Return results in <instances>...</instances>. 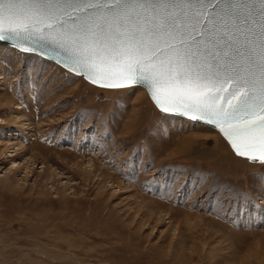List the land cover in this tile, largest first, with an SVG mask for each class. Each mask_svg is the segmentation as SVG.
Instances as JSON below:
<instances>
[{"label": "rangeland", "instance_id": "1", "mask_svg": "<svg viewBox=\"0 0 264 264\" xmlns=\"http://www.w3.org/2000/svg\"><path fill=\"white\" fill-rule=\"evenodd\" d=\"M0 264H264V163L0 44Z\"/></svg>", "mask_w": 264, "mask_h": 264}, {"label": "snow or ice", "instance_id": "2", "mask_svg": "<svg viewBox=\"0 0 264 264\" xmlns=\"http://www.w3.org/2000/svg\"><path fill=\"white\" fill-rule=\"evenodd\" d=\"M4 40L51 44L93 84L144 87L161 112L198 113L264 161V0H0Z\"/></svg>", "mask_w": 264, "mask_h": 264}, {"label": "water", "instance_id": "3", "mask_svg": "<svg viewBox=\"0 0 264 264\" xmlns=\"http://www.w3.org/2000/svg\"><path fill=\"white\" fill-rule=\"evenodd\" d=\"M240 26L244 27V25L242 23H241ZM253 30L255 31V27L254 26H253ZM246 35H247V33H246ZM241 40L243 41V37H241ZM0 43L4 44L6 46H9V47H14L15 49H18L20 51H22L21 47L36 48V51H28V52L22 51V52L33 54V55H37V56L41 57L42 59H45L47 61L55 63L56 65L60 66L61 68H63L65 70V67L58 63V61H60L61 58H62L61 55L59 54L60 50L59 49H55L51 44H45L44 48H40L38 44H32V43H29L27 41L18 42L16 40H12V41L4 40V41H0ZM18 44L20 46H17ZM68 67H69V69H72V68H76L77 66L74 65V64H69ZM69 72L72 73L75 76L82 77L88 83H90L92 85H95V86H98V87H101V88H117V87H105L103 85H105L107 83H118V82H121V81H118V80L109 81V80H106V79H102V78H100L98 76L96 78V83L93 84L89 77H84L82 75H77L75 72H72V71H68V73ZM122 82L124 84L128 85L127 87L136 86V85H132L130 81H122ZM144 89L146 91V94H147L148 98L152 102V104L155 106L156 109H158L156 104H155V101L150 98V92L148 90H146V88H144ZM224 95H227V93H224ZM220 103H226V101H220ZM177 107H179V105H177ZM161 113H163V112H161ZM164 114H171V115L179 116V117H182L184 119H187V120L193 121V122L205 123L206 125L216 129L224 137V139L227 141L228 146L231 149V151L233 152V154H235V149L231 146V141L229 140V138L227 136H225V134L223 132L220 131V128L217 127L215 123H207L206 121H203V120H199V119L193 120V119H191L192 115H199L198 113H191L190 112L188 114H180L179 112L170 111V112H167V113H164ZM248 151H249V154L252 155V156L261 155V149L258 148V147L250 148V149H248ZM239 157H241V158H243L245 160L251 161V162H264V161H261L260 159L249 160L247 156H239Z\"/></svg>", "mask_w": 264, "mask_h": 264}, {"label": "bare ground", "instance_id": "4", "mask_svg": "<svg viewBox=\"0 0 264 264\" xmlns=\"http://www.w3.org/2000/svg\"><path fill=\"white\" fill-rule=\"evenodd\" d=\"M1 44V43H0ZM2 45H4V44H2ZM6 46V45H5ZM9 47V46H8ZM12 48H14V47H12ZM16 50H18V49H16ZM18 51H20V50H18ZM20 52H22V51H20ZM24 53V52H23ZM1 78V77H0ZM134 87V86H133ZM125 88H127V87H125ZM143 88V87H142ZM144 89V88H143ZM198 123H201V122H198ZM201 124H204V125H206L205 123H201ZM206 126H208V125H206ZM208 127H210V126H208ZM210 128H212V127H210ZM212 129H214V128H212ZM215 131H217L216 129H214ZM218 132V131H217ZM219 133V132H218ZM220 134V133H219ZM221 135V134H220ZM222 136V135H221ZM223 137V136H222ZM224 138V137H223ZM226 141V140H225ZM227 142V141H226ZM228 144V143H227ZM239 157V156H238ZM241 158V157H240ZM255 163H257V162H255ZM261 163H264V162H261Z\"/></svg>", "mask_w": 264, "mask_h": 264}]
</instances>
